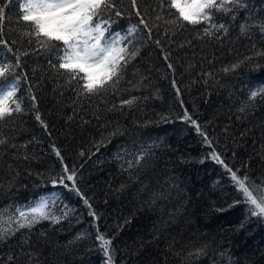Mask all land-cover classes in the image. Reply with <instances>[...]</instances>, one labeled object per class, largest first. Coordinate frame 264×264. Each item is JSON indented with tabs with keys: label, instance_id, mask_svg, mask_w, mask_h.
I'll return each instance as SVG.
<instances>
[{
	"label": "trees",
	"instance_id": "1",
	"mask_svg": "<svg viewBox=\"0 0 264 264\" xmlns=\"http://www.w3.org/2000/svg\"><path fill=\"white\" fill-rule=\"evenodd\" d=\"M137 2L151 38L139 25L138 54L98 96L80 95L56 57L28 42L18 4L6 9L0 62L13 67L0 79L15 77L23 110L0 121V209L47 196L61 219L0 240V264H106L98 232L112 240L113 264H264V217L236 203L243 194L212 159L214 148L249 183L264 182V0L216 12L227 30L210 36L207 25L155 20L159 0ZM115 3L124 15L110 14L113 31L139 24L130 0ZM65 165L95 219L75 191L53 185Z\"/></svg>",
	"mask_w": 264,
	"mask_h": 264
},
{
	"label": "snow or ice",
	"instance_id": "2",
	"mask_svg": "<svg viewBox=\"0 0 264 264\" xmlns=\"http://www.w3.org/2000/svg\"><path fill=\"white\" fill-rule=\"evenodd\" d=\"M241 2L242 0H159V12L155 20H163L166 24L180 27L207 25L204 28V34L210 36L213 35L212 29L227 30L224 24H218L215 21V13L230 12L229 6L238 5ZM130 3L135 15L139 17V24L130 25L126 32L112 30L111 26L114 21L110 14L116 17L124 15L115 0H8V3L0 0V22L6 19V9L10 5L18 4L17 19L27 26L22 31L30 38L28 42L31 44L34 40L39 49L56 57L58 69L68 74L69 82H77L80 95L98 96L106 94L110 89H116L127 65L138 54L137 51L132 50V47H134L137 33L140 32L139 25L148 31L151 38L152 29L149 27L148 18L140 11L137 0H130ZM154 27H159V25H154ZM241 31H246V25H241ZM0 32H2V27H0ZM156 44L159 46L160 41L156 40ZM0 45L5 48L9 47L4 39H0ZM11 50L9 48V51ZM18 59L15 67H19ZM12 67V63L0 62V78L6 77ZM171 67L172 65L169 64V68ZM235 67L237 65H233V70ZM225 71L229 69L226 68ZM12 81L9 83L0 79V85H6L0 91V121L21 113L23 110L15 77H12ZM175 86L173 82V87ZM177 91L179 94V90ZM258 91L259 89L251 90V97L254 98ZM122 103L130 104L132 101L125 100ZM36 119L40 120L39 114ZM184 119L190 120L209 147H212L207 134L200 129L197 122L192 120L187 112H185ZM4 143L5 140L0 139V145ZM53 150L60 157L59 151L55 148ZM142 159V155L137 156L135 163L138 164ZM212 159L225 168L237 190L243 194V199L237 200L236 203H246L250 206L249 211L252 216L264 217V196L258 195L260 191H264V182L259 186L254 181L249 183L250 178L247 175L239 176V170L230 168L214 148ZM61 162L63 163L62 158ZM131 166L130 162L129 167ZM63 171V176L52 180L53 185L59 184L68 188L69 191H75L84 199L85 205L90 209L89 215L95 219V212L91 210L89 201L83 197L75 182V171L70 170L66 165ZM66 181H71V185ZM53 197L59 199V194L54 193ZM50 204L54 206V199L45 196L34 204L15 207L14 210L12 208L0 209V240L9 239L21 229H30L41 220L50 219L53 223H58L61 218L53 216L48 211ZM97 240L103 249L106 264H113L112 240L99 232Z\"/></svg>",
	"mask_w": 264,
	"mask_h": 264
},
{
	"label": "rangeland",
	"instance_id": "3",
	"mask_svg": "<svg viewBox=\"0 0 264 264\" xmlns=\"http://www.w3.org/2000/svg\"><path fill=\"white\" fill-rule=\"evenodd\" d=\"M11 82H13V81H11ZM11 82H9V83H11ZM15 82H16V81H15ZM5 86H6V85H5ZM5 86L1 87V88H0V91H2V90H3V88H4Z\"/></svg>",
	"mask_w": 264,
	"mask_h": 264
}]
</instances>
